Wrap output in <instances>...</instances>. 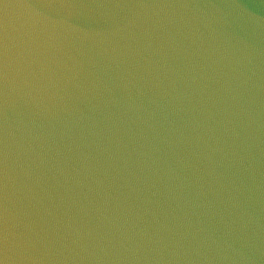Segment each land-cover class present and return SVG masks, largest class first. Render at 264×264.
Listing matches in <instances>:
<instances>
[{"label": "clouds", "instance_id": "clouds-1", "mask_svg": "<svg viewBox=\"0 0 264 264\" xmlns=\"http://www.w3.org/2000/svg\"><path fill=\"white\" fill-rule=\"evenodd\" d=\"M17 7L0 264H264V3Z\"/></svg>", "mask_w": 264, "mask_h": 264}, {"label": "water", "instance_id": "water-1", "mask_svg": "<svg viewBox=\"0 0 264 264\" xmlns=\"http://www.w3.org/2000/svg\"><path fill=\"white\" fill-rule=\"evenodd\" d=\"M31 0H0V38L3 37L4 25L7 23L9 36L14 37L16 35L15 29L19 26L20 20L22 18L21 14L24 13V9L17 7L21 4L30 3ZM60 2V0H56ZM65 2H72V0H65ZM76 2H89V0H76ZM124 2H136V3H186V2H196V0H124ZM200 2H205V0H200ZM207 2H220V0H207ZM243 2L248 3L253 6H258L264 3V0H243ZM4 4H8L7 9L4 8ZM11 42V39H10ZM261 104L264 105V92H261ZM55 136H59V129L54 132ZM264 140V134L261 136ZM261 164L259 166V177L260 182L264 185V155H260ZM258 207L264 209V193L261 194L260 203ZM264 214V212H262ZM258 247L264 250V230H260L259 239L257 241ZM247 264H256V261H248Z\"/></svg>", "mask_w": 264, "mask_h": 264}]
</instances>
